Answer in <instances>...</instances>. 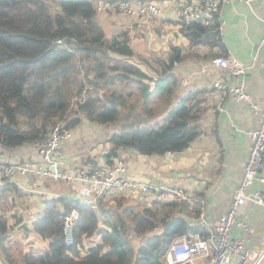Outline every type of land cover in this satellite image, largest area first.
I'll return each instance as SVG.
<instances>
[{"label":"trees","instance_id":"trees-1","mask_svg":"<svg viewBox=\"0 0 264 264\" xmlns=\"http://www.w3.org/2000/svg\"><path fill=\"white\" fill-rule=\"evenodd\" d=\"M50 2L56 5L54 12ZM96 13L90 0H0V147L17 149L44 140L60 122L68 129L83 118L114 125L122 119L121 105L126 109L136 104L141 105L140 115L133 108L128 110L120 120V131L110 135L111 146L104 155L107 162L124 149L147 156L182 152L200 135L205 91L189 92L175 103L171 100L176 91L173 68L181 60L179 49L173 48L167 59H154L158 74L149 76L139 66L109 55L131 57L133 50L125 33L107 40ZM181 32L191 45L216 46L221 56L227 55L217 23H191L183 25ZM79 55L95 62L98 79L133 87L140 99L133 101L131 91L124 96L112 92L105 100L87 97L78 103L82 117L67 118L72 87H82L70 65ZM159 96L165 98L159 109L164 106L167 112L159 122L150 123L148 118L156 113L150 103ZM15 188L8 183L4 190ZM71 209L79 216L72 226V242L66 245L63 217ZM125 212L135 235L145 238L136 249L126 231L119 230L109 214L104 215L106 211L102 214L107 228H102L91 205L64 196L45 199L29 230L47 240L48 248L40 255H26L22 264H164L162 258L175 238L194 233L205 236L197 224L198 205L156 202ZM8 229L7 218L0 216V251L6 264H15L2 248L1 238Z\"/></svg>","mask_w":264,"mask_h":264},{"label":"crops","instance_id":"crops-1","mask_svg":"<svg viewBox=\"0 0 264 264\" xmlns=\"http://www.w3.org/2000/svg\"><path fill=\"white\" fill-rule=\"evenodd\" d=\"M151 1L161 7L162 14L155 17L157 20L153 23H148V20L138 22L153 33L157 29L164 32L158 38L166 52L164 59L172 53L173 48L179 49L181 60L173 68L176 77L175 96L180 99L192 91H205L207 101L202 105L204 114L200 135L182 152L147 156L133 149H124L119 150L117 157L108 163L104 155L111 146L109 126L89 121L71 129L72 138L63 142L57 160L66 171L82 165L98 166L122 160L127 166L126 176L130 179L144 181L153 187H172L187 193L201 194L205 201V217L212 225L231 207L232 195L242 181L248 160L249 133L259 127L260 112L264 108V0L249 4L231 0L221 7L220 16L224 21L220 29L221 43L226 54L249 66L245 76L249 100L237 102L226 95L220 111L217 110L219 93L211 89V84L216 81H224L229 85L234 83L226 70L211 65L214 57L221 56L220 49L216 46L190 44L176 20L174 0ZM149 37L151 38V33L146 36L147 39ZM168 48L171 50H166ZM140 96L138 93L136 100ZM157 99L161 105H165V98L159 96ZM250 102L257 105V110H251ZM163 107L159 112L164 110ZM86 124L90 125L85 126ZM0 150L4 151L7 161L11 163L34 164L38 160L33 144L17 149L0 147ZM8 183L16 187V193L29 194L38 204V208L33 206L35 216L32 222L41 211L45 199L63 196L79 199L76 184L19 175ZM50 183L53 185L50 186ZM59 183L67 189L60 191L56 186ZM152 198L153 203H156L155 197ZM263 211L262 208H252L249 204L239 210L238 217L254 228L253 235L246 241L250 249H258L264 245ZM233 233L235 236L241 235L237 228L233 229ZM34 239L41 240L44 247L26 251L23 257L40 255L48 248L47 240L41 239L37 234H34Z\"/></svg>","mask_w":264,"mask_h":264},{"label":"built area","instance_id":"built-area-1","mask_svg":"<svg viewBox=\"0 0 264 264\" xmlns=\"http://www.w3.org/2000/svg\"><path fill=\"white\" fill-rule=\"evenodd\" d=\"M97 13L118 12L131 20L147 21L162 14V9L149 0H90ZM231 0H174L176 20L180 27L196 23L203 26L218 24L221 29L224 21L220 10L224 3ZM247 4L256 0H238ZM60 43V41H57ZM156 50H163L159 46ZM167 50H171L168 48ZM211 65L226 70L234 79L229 85L224 81L211 84V89L219 93L217 110H222V100L226 95L235 101H248L246 93V73L249 66L232 55L217 56ZM252 111L257 105L250 102ZM260 124L249 133L250 147L241 183L232 195V204L227 213L212 225L205 217L204 198L193 193L172 187H153L144 181L126 176L127 166L122 160L98 166L82 165L70 171L63 170L57 160L63 142L72 138V130L56 125L44 140L33 143L37 152L36 163L8 162L4 151L0 150V185L11 182L17 175L34 177L39 180L63 182L78 185L80 201L96 207L106 197L123 196L143 205H152L153 196L157 202H185L199 206L197 224L205 231L201 237L197 233L175 238L169 245L162 260L164 264H262L264 245L250 249L246 241L254 233V228L241 220L239 210L249 204L252 208L264 210V108L260 112ZM264 213V211H263ZM79 213L71 209L63 217L66 245L72 242V226ZM241 231L235 236L233 229ZM0 264H6L0 259Z\"/></svg>","mask_w":264,"mask_h":264},{"label":"rangeland","instance_id":"rangeland-1","mask_svg":"<svg viewBox=\"0 0 264 264\" xmlns=\"http://www.w3.org/2000/svg\"><path fill=\"white\" fill-rule=\"evenodd\" d=\"M151 1V0H149ZM92 3V2H91ZM51 11L54 12L55 4L49 3ZM96 22L101 27L107 40L116 37L119 33H125L129 40V45L133 50V56L131 57H122L117 56L113 52H109V55L116 59H122L129 64L139 66L145 71L149 76L157 77L158 67L154 62V59L160 58L163 59L166 56L164 55L165 50H156V47L160 45L159 41L160 35H164V32L157 29L154 33L144 27L143 24L136 20H131L126 16L119 14L118 12H107V13H96ZM157 19H149L148 23H153ZM159 31V34H157ZM148 39L147 35H150ZM168 45V44H167ZM167 50V49H166ZM71 68L73 69V75L81 81L82 87H79V84L73 85L72 91L69 94V105L70 112L67 118H72L73 116L82 117V112L78 107V103H82L87 97H96L100 100H105L112 92L115 95L125 94L128 91L133 92L132 100L135 101L138 98V92L133 87H125L121 82L115 81L114 83L105 82L102 79L96 77L97 69L95 62L88 61L84 58L83 55H79L72 60L70 63ZM81 93V94H79ZM134 97V98H133ZM172 103H175L179 100L178 97L171 96ZM129 101V99H128ZM150 105L156 109V113L148 118L150 123L159 122L162 117L166 114L167 110L159 112V105L161 102H158V99L155 98ZM140 104L129 105L128 108L123 109L122 105L120 111L122 113V119L128 110H132L133 113L139 116ZM119 120V121H120ZM114 125L109 126V133L112 135L115 132L120 131L121 121ZM84 122H89L87 119L83 118ZM80 124V123H79ZM78 124V125H79ZM58 125L63 126L64 122L58 123ZM77 125V126H78ZM86 124L85 126H89ZM75 126V127H77ZM136 126H133V129ZM107 130V129H105ZM8 184L0 185V216L6 217L9 222V229L6 235H3L1 238L2 248H6L7 252L13 257L16 264H21L22 258L25 255L26 251L42 249L44 247L41 240L34 239V233L31 232L32 219L35 216L33 206L38 208V204L35 200L31 198L29 194L22 192L24 195L16 193L13 189H5L4 187ZM50 186L53 184H49ZM60 191H64L67 187L56 184ZM21 191V190H19ZM159 203V202H158ZM163 203V202H162ZM156 204V203H154ZM154 204L148 206L135 202L133 199L123 196H110L101 199L94 210L99 215L98 227L107 228V223L104 220V215H110V221L117 223L119 230H125L127 236L130 238V243L134 249L144 242L143 236H137L133 232L132 223L128 219V213L126 210L139 211L142 208L152 207ZM103 211H106V214H102ZM98 239V238H96ZM87 246L89 241H84ZM82 253V252H81ZM0 259L5 260L0 251Z\"/></svg>","mask_w":264,"mask_h":264}]
</instances>
